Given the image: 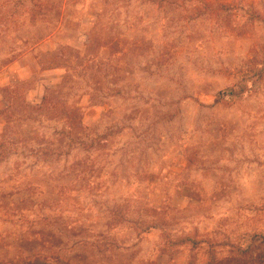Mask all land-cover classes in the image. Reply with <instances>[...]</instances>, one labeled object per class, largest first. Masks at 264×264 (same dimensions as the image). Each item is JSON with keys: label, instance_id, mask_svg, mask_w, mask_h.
I'll return each mask as SVG.
<instances>
[{"label": "rangeland", "instance_id": "1", "mask_svg": "<svg viewBox=\"0 0 264 264\" xmlns=\"http://www.w3.org/2000/svg\"><path fill=\"white\" fill-rule=\"evenodd\" d=\"M37 1L0 0V264H264V0H119L93 57L101 0ZM65 73L73 129L23 107Z\"/></svg>", "mask_w": 264, "mask_h": 264}, {"label": "trees", "instance_id": "2", "mask_svg": "<svg viewBox=\"0 0 264 264\" xmlns=\"http://www.w3.org/2000/svg\"><path fill=\"white\" fill-rule=\"evenodd\" d=\"M130 0H120V2L128 3ZM119 0H101V6L99 7L98 12L95 13V21L93 29L90 31V34L87 36V45H86V53L87 56L93 57V52L97 48L99 44L104 45H112V47L117 45V42H120L119 36L116 33H112V36L109 34H106L102 31V23L101 21L106 17L107 19H110L112 16V12L114 11V8L117 7ZM38 6L42 10L44 8H50L52 4L48 3L45 0H38L37 1ZM36 4V5H37ZM43 6V7H42ZM61 10L59 9V13ZM81 61H83L84 57L78 56ZM55 67H59L55 66ZM68 78V74H64L61 77V81L58 83L57 86L54 88H46L45 94L42 96L40 104L38 106H30L28 103H23V107L31 108L35 111H44L45 113L51 114L53 118H56L58 120H67L69 123L67 124L69 129H73L72 126L75 122V116L77 112V108H75L73 105L68 104L65 102V100L60 99L61 89L64 86L65 79ZM15 102H11V105H9L6 108L7 115L5 117L6 121H10V115L12 113V107L14 106Z\"/></svg>", "mask_w": 264, "mask_h": 264}]
</instances>
